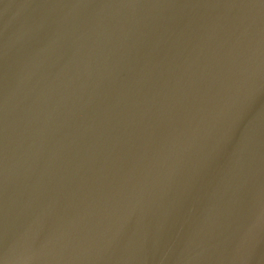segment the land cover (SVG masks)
<instances>
[{
	"label": "water",
	"instance_id": "95a60500",
	"mask_svg": "<svg viewBox=\"0 0 264 264\" xmlns=\"http://www.w3.org/2000/svg\"><path fill=\"white\" fill-rule=\"evenodd\" d=\"M0 264H264V0H0Z\"/></svg>",
	"mask_w": 264,
	"mask_h": 264
}]
</instances>
